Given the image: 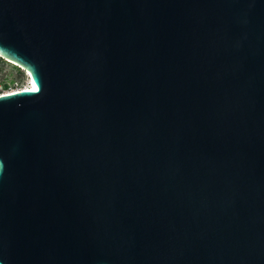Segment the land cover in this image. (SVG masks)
Returning <instances> with one entry per match:
<instances>
[{"label":"water","instance_id":"95a60500","mask_svg":"<svg viewBox=\"0 0 264 264\" xmlns=\"http://www.w3.org/2000/svg\"><path fill=\"white\" fill-rule=\"evenodd\" d=\"M0 264H264V0H0Z\"/></svg>","mask_w":264,"mask_h":264},{"label":"rangeland","instance_id":"374dc122","mask_svg":"<svg viewBox=\"0 0 264 264\" xmlns=\"http://www.w3.org/2000/svg\"><path fill=\"white\" fill-rule=\"evenodd\" d=\"M12 81V82H11ZM13 83L7 89H3V84ZM27 86V76L25 71L19 69L14 65L0 60V94L17 91Z\"/></svg>","mask_w":264,"mask_h":264},{"label":"bare ground","instance_id":"6f19581e","mask_svg":"<svg viewBox=\"0 0 264 264\" xmlns=\"http://www.w3.org/2000/svg\"><path fill=\"white\" fill-rule=\"evenodd\" d=\"M26 76H28V73H26ZM34 85L32 84V82L29 80V78L27 79V86L24 89H33Z\"/></svg>","mask_w":264,"mask_h":264},{"label":"trees","instance_id":"16d2710c","mask_svg":"<svg viewBox=\"0 0 264 264\" xmlns=\"http://www.w3.org/2000/svg\"><path fill=\"white\" fill-rule=\"evenodd\" d=\"M0 60H3V59L0 58ZM17 70L19 71V68H17ZM11 84H13V83L3 84V89L5 90V89L9 88L11 86Z\"/></svg>","mask_w":264,"mask_h":264},{"label":"snow or ice","instance_id":"6c2138e0","mask_svg":"<svg viewBox=\"0 0 264 264\" xmlns=\"http://www.w3.org/2000/svg\"><path fill=\"white\" fill-rule=\"evenodd\" d=\"M33 91H35L36 89H35V87H33V89H32Z\"/></svg>","mask_w":264,"mask_h":264},{"label":"built area","instance_id":"2783aa9c","mask_svg":"<svg viewBox=\"0 0 264 264\" xmlns=\"http://www.w3.org/2000/svg\"><path fill=\"white\" fill-rule=\"evenodd\" d=\"M29 78V75L27 76V79ZM29 80H30V78H29ZM8 93V92H7Z\"/></svg>","mask_w":264,"mask_h":264}]
</instances>
